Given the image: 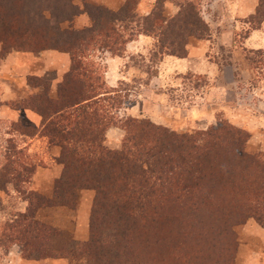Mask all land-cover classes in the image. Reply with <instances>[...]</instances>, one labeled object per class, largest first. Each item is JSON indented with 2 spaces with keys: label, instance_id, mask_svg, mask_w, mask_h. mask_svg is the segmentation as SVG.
<instances>
[{
  "label": "rangeland",
  "instance_id": "rangeland-1",
  "mask_svg": "<svg viewBox=\"0 0 264 264\" xmlns=\"http://www.w3.org/2000/svg\"><path fill=\"white\" fill-rule=\"evenodd\" d=\"M72 1L83 12L87 4L118 11L128 0ZM238 1H201V15L210 27V36L201 41L190 39L186 58L162 55L157 38L146 35L135 36L123 57L98 51L89 58L99 64L108 86L121 91L124 105L120 118L147 119L181 135L210 132L225 125L234 135L244 134L250 156L248 160L220 158L226 167L227 186L200 187V193L185 186L183 202L156 207L161 214L155 230L144 239L125 242L127 257L118 250L126 264H264V24L254 30L249 20L255 12L239 13ZM42 2L46 9L45 0ZM136 3L138 14L145 16L152 12L156 0ZM166 8L168 16L178 11L169 3ZM46 15L51 21L50 13ZM91 25L86 13L75 22L79 29ZM15 54L19 56L16 60L12 59ZM70 66V55L58 51L38 56L13 52L0 59V171L10 140L24 151L25 162L35 170L31 182L21 184L20 190L0 175V264L93 261L81 257L90 236L92 191L81 192L73 209H39L36 221L46 231L30 220V210L35 212L41 205L34 194L51 199L55 181L62 176L61 149L44 136L40 117L13 110L16 102L32 94L29 79L56 74V88ZM21 120L25 122L16 123ZM22 130L32 134L24 135ZM124 134L121 128L109 129L106 146L120 150ZM228 141L230 148H224L229 150L232 141ZM226 192L230 193L227 197L219 196ZM48 230L57 234L52 236ZM110 243L111 249L114 241Z\"/></svg>",
  "mask_w": 264,
  "mask_h": 264
},
{
  "label": "trees",
  "instance_id": "trees-1",
  "mask_svg": "<svg viewBox=\"0 0 264 264\" xmlns=\"http://www.w3.org/2000/svg\"><path fill=\"white\" fill-rule=\"evenodd\" d=\"M201 1L156 0L152 12L145 16L138 14L136 0L126 1L118 11L87 4L83 12L92 25L79 29L75 22L84 13L72 0H45L46 9L42 0H0V59L13 52L38 56L44 51L71 57L70 70L56 88V74L34 76L28 80L32 94L16 102L13 110L40 117L44 136L61 149L62 176L55 181L51 199L34 194L41 205L35 212L30 210L33 224L40 225L36 221L39 209H73L81 192L94 193L90 236L81 249V257L93 260L91 264H126L129 252L125 242L129 244L130 239L134 243L155 230L161 214L155 209L183 202L185 186L199 189L198 193L204 186H227V171L220 158L250 157L244 134L234 135L225 125L210 132L181 135L147 119L120 118L124 105L121 91L110 88L99 64L89 60L98 51L123 57L137 35L155 36L162 55L186 58L190 39L201 41L210 36V27L201 15ZM167 3L178 10L176 15H167ZM249 23L258 24L254 30L264 24V0H259ZM113 127L125 132L117 151L105 144ZM27 133L32 134L24 131ZM222 133L227 136L222 138ZM228 140L232 141L229 150L224 148H230ZM3 155L0 175L20 190L21 184L31 182L35 170L12 140ZM121 249L124 258L118 257Z\"/></svg>",
  "mask_w": 264,
  "mask_h": 264
},
{
  "label": "crops",
  "instance_id": "crops-1",
  "mask_svg": "<svg viewBox=\"0 0 264 264\" xmlns=\"http://www.w3.org/2000/svg\"><path fill=\"white\" fill-rule=\"evenodd\" d=\"M250 2L252 1V5L251 4H248V0H239L238 2H239V4L238 5H236V10L239 12V13H241V14H243V15H251L252 13H254L255 12V10H256V7H257V2L255 3V1L254 0H249ZM254 1V2H253ZM217 2H215L214 4H216ZM12 59H14L15 58V60H16V57H19V56H17L16 54L15 55H12ZM190 57V56H189ZM10 60H11V58H9ZM14 60V61H15ZM179 60V59H178ZM179 61H181V60H179ZM183 61H189V60H187V59H184ZM15 70H16V68H15ZM17 71V70H16ZM19 71V70H18ZM112 131V133L114 132V130H111Z\"/></svg>",
  "mask_w": 264,
  "mask_h": 264
}]
</instances>
